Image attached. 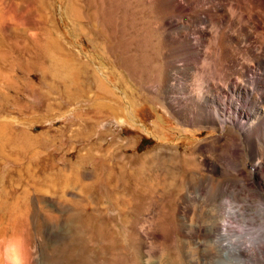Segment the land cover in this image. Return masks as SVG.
<instances>
[{"label": "rangeland", "instance_id": "374dc122", "mask_svg": "<svg viewBox=\"0 0 264 264\" xmlns=\"http://www.w3.org/2000/svg\"><path fill=\"white\" fill-rule=\"evenodd\" d=\"M121 2L0 0V207L36 204L41 197L46 205L79 200L97 214L84 238L102 260L144 264L141 222L170 245L212 219L213 201L197 198L199 175L206 173L224 180L220 205L235 213L230 227L252 246L264 228V165L257 163L264 148L240 144L231 124L223 132L172 113L147 87L168 65L163 35L150 29L155 11L142 0ZM226 132L228 141L221 142ZM144 174L155 184L133 213L136 179ZM181 203L190 207L185 217ZM178 221L185 223L179 234ZM33 226L25 219L9 227L0 248L14 233L32 236ZM259 242L249 251L259 259L245 264H264V238ZM200 254L193 251L198 260ZM156 256L152 261L164 260Z\"/></svg>", "mask_w": 264, "mask_h": 264}, {"label": "bare ground", "instance_id": "6f19581e", "mask_svg": "<svg viewBox=\"0 0 264 264\" xmlns=\"http://www.w3.org/2000/svg\"><path fill=\"white\" fill-rule=\"evenodd\" d=\"M130 1L122 0L123 3ZM142 1L155 11V20L151 22L150 29L160 31L163 35L162 45H165L163 49L168 62L164 76L161 78L151 76L147 87L153 89L169 104V108L178 119L189 124L209 123L223 132L228 124H231L239 132L237 141L241 142L240 144L249 146L248 149L251 148L252 151L255 150V146L259 150L263 149L264 0ZM197 58L203 59H200L203 64L201 67L198 66L200 62L196 63ZM211 77L222 80L217 82L208 80ZM205 78L208 80L206 90L202 82ZM230 113H235L239 118L229 116ZM130 119L133 120V117L130 116ZM224 135L218 138L226 143L230 134ZM177 156L172 155L171 159ZM135 160L137 162L134 163L141 161L139 157ZM257 163L259 166L264 165L263 156ZM136 180L140 187L134 191L132 197L135 202L132 206L133 213L143 204V199L149 196L155 184L151 176L145 174ZM198 180L201 187L197 198L204 203L213 201L212 219L210 216L208 222L199 225L196 230L188 231L185 235L183 232L180 233L182 234L179 235L180 238H177L176 233L177 237L170 245L163 244L161 237H158L159 232L156 234L152 232L150 222H141L137 229L143 241L141 253L144 264H207V258L212 261L214 259V264H229L230 261L234 264L256 262L259 255L254 259L255 253L249 255V251L261 246L259 241L264 238V228L260 230V237L252 242L253 245L247 246L236 235L239 231L229 225L233 222L232 219H235V213L232 210L225 211L220 205L225 191L224 180L206 173H200ZM41 198L42 200L36 204L0 207L1 239L9 227L16 228L25 219L34 225L36 232L30 237H25L24 234L23 237L21 233L20 235L14 233L9 237L8 243L22 240L25 264H111L105 258L102 260L94 252V246L89 247L84 238L86 226L87 231L89 230L87 223L97 214H91L92 211L88 214L89 210L85 211V206L83 207L79 200L59 204L50 200L51 204L47 201L46 205L47 199ZM90 198V202L94 204L96 199L94 192L90 194ZM180 205L181 209L178 212L183 213L185 217L189 214L190 207L184 203ZM45 210L47 213L43 212ZM184 224L178 221L175 232L178 231L179 234ZM170 248L172 252L168 253L171 251ZM193 251L201 253L202 260L196 259ZM158 255L164 257V260L159 263L152 261V257L157 258ZM0 264H8L5 247L0 248Z\"/></svg>", "mask_w": 264, "mask_h": 264}, {"label": "clouds", "instance_id": "9594fccd", "mask_svg": "<svg viewBox=\"0 0 264 264\" xmlns=\"http://www.w3.org/2000/svg\"><path fill=\"white\" fill-rule=\"evenodd\" d=\"M5 253L7 255L8 264H25L22 240L8 243L5 246Z\"/></svg>", "mask_w": 264, "mask_h": 264}]
</instances>
